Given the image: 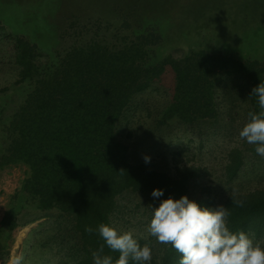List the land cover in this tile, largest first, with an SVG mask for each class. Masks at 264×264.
Listing matches in <instances>:
<instances>
[{
	"label": "trees",
	"instance_id": "trees-1",
	"mask_svg": "<svg viewBox=\"0 0 264 264\" xmlns=\"http://www.w3.org/2000/svg\"><path fill=\"white\" fill-rule=\"evenodd\" d=\"M128 18L120 26L100 19L84 25L77 17L67 19L51 50L31 36H13L17 79L0 89V170L23 164L27 172L0 221V260L9 255L21 228L51 211L73 219L72 226L57 227L51 238L56 253L67 258L64 264H93L92 251L103 241L86 228L113 226L112 216L125 195H137L153 206L168 196L187 195L215 207L208 189H202L207 198L192 196V186L205 169L184 165L171 174L133 161L124 141L131 133L125 136L120 123L136 96L170 71L173 92L157 128L178 124L201 136L216 134L232 126L234 115L243 117V126L249 112L260 110L250 93L264 81V58L202 48L180 57L160 56L163 36L136 32ZM4 29L0 24V31ZM249 155L260 156L254 144L239 138L226 155L225 183L236 180ZM155 188L165 190L159 200L151 196ZM222 205L230 213L231 231H245L253 241L264 239V187L229 193ZM148 213L151 217V207ZM138 242L151 247V264H178L180 254L170 245L151 235ZM104 254L114 260L119 256L107 246Z\"/></svg>",
	"mask_w": 264,
	"mask_h": 264
},
{
	"label": "rangeland",
	"instance_id": "rangeland-1",
	"mask_svg": "<svg viewBox=\"0 0 264 264\" xmlns=\"http://www.w3.org/2000/svg\"><path fill=\"white\" fill-rule=\"evenodd\" d=\"M125 16H129L136 32L156 31L163 36L157 51L160 56L180 57L202 48L264 58V0H0V24L5 28L0 31V89L17 79L14 35L31 36L45 50H51L58 44L67 19L77 17L81 25L100 19L120 26ZM173 86V74L167 71L154 88L136 96L132 109L120 123L125 136L131 133L124 141L130 145L132 160L144 161L143 157L149 155L150 165L171 174L184 165L205 169L192 186V196L207 198L202 189H208L215 197V207L229 193L263 188L262 156L249 155L232 183L222 178L226 155L239 140L242 116L234 115L237 120L232 126L202 136L178 124L156 127ZM20 166L0 170V221L10 197L26 176L27 167ZM118 204L112 216L113 226L122 232L131 230L138 241L147 240L150 206L134 194L121 197ZM72 223V218L51 211L49 216L21 228L9 255L0 264H12L17 255L23 256V264H64L67 258L56 253L51 238L57 227H70Z\"/></svg>",
	"mask_w": 264,
	"mask_h": 264
},
{
	"label": "clouds",
	"instance_id": "clouds-1",
	"mask_svg": "<svg viewBox=\"0 0 264 264\" xmlns=\"http://www.w3.org/2000/svg\"><path fill=\"white\" fill-rule=\"evenodd\" d=\"M250 96H255L258 112H249L248 120L238 132L240 139L255 145V152L264 157V81L253 87ZM145 163L151 156L145 155ZM165 190L155 188L151 196L163 197ZM151 219L146 229L157 242L170 245L179 254L178 264H264V240L254 242L245 231L233 232L228 227V208L224 205L208 207L190 199L168 196L160 200L158 206L149 205ZM86 231H96L103 241L98 249L92 251L93 264H151L152 249L145 243L141 245L133 232L119 231L110 224L101 223L96 229L87 227ZM107 246L118 251L115 260L104 254ZM23 256L17 255L12 264H23Z\"/></svg>",
	"mask_w": 264,
	"mask_h": 264
},
{
	"label": "crops",
	"instance_id": "crops-1",
	"mask_svg": "<svg viewBox=\"0 0 264 264\" xmlns=\"http://www.w3.org/2000/svg\"><path fill=\"white\" fill-rule=\"evenodd\" d=\"M13 166H18L19 168H21L20 164L19 165H13ZM13 166H9V167H13ZM25 170H26V168H25Z\"/></svg>",
	"mask_w": 264,
	"mask_h": 264
},
{
	"label": "bare ground",
	"instance_id": "bare-ground-1",
	"mask_svg": "<svg viewBox=\"0 0 264 264\" xmlns=\"http://www.w3.org/2000/svg\"><path fill=\"white\" fill-rule=\"evenodd\" d=\"M17 255V254H16Z\"/></svg>",
	"mask_w": 264,
	"mask_h": 264
}]
</instances>
